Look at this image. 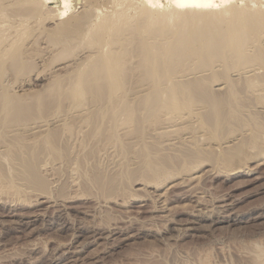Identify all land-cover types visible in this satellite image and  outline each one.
Segmentation results:
<instances>
[{
    "label": "rangeland",
    "instance_id": "374dc122",
    "mask_svg": "<svg viewBox=\"0 0 264 264\" xmlns=\"http://www.w3.org/2000/svg\"><path fill=\"white\" fill-rule=\"evenodd\" d=\"M22 1L0 0V264H264V138L256 142L251 133L264 131V118L244 113L248 96L235 90L247 79L227 68L223 77L233 81L219 83L218 59L189 52L158 81L144 57L154 42L143 46L139 38L155 27L140 24L151 10L142 0H119L135 1L124 9L135 42L123 31L121 45L111 46L123 52L116 83L49 94L57 81L71 85L94 58L81 39L58 43L53 34L96 0ZM158 1L155 16L172 5ZM171 83L180 89H169L173 99L162 103L157 90ZM190 85L212 98L235 89L228 119L214 120L217 108L193 96ZM44 94L36 107L32 101ZM3 101L26 111L7 113ZM237 166L244 167L232 175Z\"/></svg>",
    "mask_w": 264,
    "mask_h": 264
},
{
    "label": "bare ground",
    "instance_id": "6f19581e",
    "mask_svg": "<svg viewBox=\"0 0 264 264\" xmlns=\"http://www.w3.org/2000/svg\"><path fill=\"white\" fill-rule=\"evenodd\" d=\"M89 1H91V0H89ZM142 1H144L143 3H144V6L146 7V9L149 11L151 10V14L146 15L140 21V24H142V26L144 28H148V25H151V26L155 25V27H153V31L150 34H148V33L141 34L139 38H141L140 41H141V43H143V46L147 45L149 41L154 42L152 46L148 45V48L144 49V52H145L144 57H145L146 63L151 67L152 71L154 72L153 73L154 75H152V76L155 79L160 78V76H162L163 78L166 79L167 78L166 76L168 74H170L172 71L171 65L174 64L172 62H176L175 59L177 60L178 58L181 60V57L185 58L184 55L189 53V52H193L194 55L195 54L199 55V58H200V56H202L201 57L202 59H204L207 54H209V55L211 54L213 57L218 59V67L221 68L220 69L221 74L219 75L220 78L216 79L219 83L220 82L225 83L226 86H229L230 83L233 81L232 78L229 76H240V77H243V79H247L246 85L242 86V88L236 87V88H238V90L237 89L235 90L232 88L233 90H235V92H238V95L243 94V95L248 96V97H245L243 99L245 102L242 100L243 103H241L242 107H244L245 111H247V112H244L240 109L241 113L242 112L248 113V111L251 113V112L255 111V112L261 113V114L256 113V114H259V117L264 118V116H263L264 111L261 110V109H264V0H236V1L235 0H219L220 1L219 5H217L215 8H209V9H207L208 6L210 4H213L214 0H171V2H172L171 8L165 10L164 12H162L161 14H159L157 16H155L153 14V12H155L157 10H152V8H154L155 6L156 7L159 6L158 5L159 1L158 0H142ZM230 1H234V2L227 4ZM96 2H98V1L96 0ZM96 2L94 1V3H96ZM131 2H130V4H133L132 6H134L135 1L132 3ZM27 3H28V1H27ZM94 3H92L94 5V7L92 5V8H93L92 9L90 6L91 4L89 2L90 5H88V6H90L89 7L90 9L89 8L86 9L84 7V9H86L87 11H85V13L83 11L84 14L81 17L76 18V20L74 19L75 21L73 23H68V22L62 21V24L61 25L59 24L60 26H58V31L56 32V34H53V38H55L56 42L61 40L62 37L64 38V36L68 37L67 40L69 39V41H70L71 37H73V39L77 38L76 40L81 39V41L79 43L81 45L80 47H82L83 49H87L89 51H94L95 56H93L94 58H92V59L88 58L89 60L88 61L86 60L84 66L80 67V69H78V71L75 74V76L73 77V79L69 82L71 85L67 84L66 82L63 83L62 81L61 82L57 81L55 83V85L53 86V88L51 87V89H49L50 90L49 94L54 93L55 91H59V90L65 91L64 93H67L68 92L67 90H71V88L69 89V86L72 87L71 93L72 92L77 93V92H80L81 90H84V89H86V90L89 89L88 92H90V90H98L99 91V90H101V88L103 86H106V84L109 83L108 81L111 82L114 79L118 78V74L120 73L118 69L120 68V65H121L119 63L122 61L120 58V60H119L120 62H119L118 58L120 56L119 54H123V52L121 51L122 48H121V50H119L122 53L121 52L119 53V51L118 52L115 51V53H117L118 56H117V54H115L113 52L114 50H116V46L118 48V45H121V43H119V41L122 42L121 41L122 39L118 40L117 37L120 36V38H121L123 36V34L125 35V33L123 32V31H125L126 33L127 32L129 33L128 37H129V39H131V42H132V40L135 39V26H134L135 22H134V19H133V17H130L126 13V11H124L125 8H128L130 6V4L125 5V4L121 3L119 0L118 1L117 0H106L105 3L103 1H102V3H103V6H104V4H105V6L107 5L108 6V7L106 6L107 8L105 6L104 7L100 6V8H99V5H98V6H96V7H98L96 9L95 5L97 3L96 4H94ZM100 3L98 2V4H100ZM17 4H19V3H17ZM24 5H26V4H24ZM22 6H23V4H22ZM22 6H21V8H22ZM132 6H130V7H132ZM26 7H27V5H26ZM23 8H24V6H23ZM19 10H21V9L19 8ZM19 10L17 12H19ZM24 11H26V10L24 9L22 12H24ZM27 11L24 14H27L29 12V11L28 12ZM20 13H21V11L17 14H20ZM21 16H22V13H21ZM23 17H25V16L23 15ZM19 18H21V17H19ZM14 19H18V17L15 18V16H14L11 19V21ZM22 20L19 21V19H18L19 22H16V23L23 22ZM11 24H13V26L11 25L12 27L11 26L10 27L13 28L14 27V21ZM160 24H161V26L159 27ZM5 25L3 24L1 26L2 30H4L7 27V25L6 26ZM21 25H23V24H21ZM15 27H16V24H15ZM18 27H19V25H18ZM56 29H57V27H56ZM24 32H25V30H24ZM20 37H17V39L19 40ZM50 38L52 39L51 35H50ZM67 40H66V42H68ZM116 40L118 41L119 44H117L116 46L114 45L115 49H113V51H112L111 46L113 47L112 44H115ZM48 41L50 42V40H48ZM73 42H74V40H73ZM133 42H135V40ZM58 43H60V41ZM76 43H78V42H76ZM76 46H78V45L76 44ZM15 48H17V46ZM12 50H11V52L13 53ZM14 53H15V50H14ZM4 54H5V56H4ZM4 54H1V57L3 55L4 56L3 58H5V57H7L6 54L8 55L10 53H9V51H8V53L6 51V53H4ZM190 55H189V59H190ZM186 58H188V56ZM227 68L230 70V74L228 77L227 76L223 77V74H224L223 71ZM90 70H92V75L94 73V75H93L94 79H92V80L90 79V76H89ZM121 70L122 69H120V71ZM232 72H233V74H232ZM169 77H170V75H169ZM161 79H159V80H161ZM166 80H168V79H166ZM115 83H116V81H115ZM168 83H170V82H168ZM171 86H172V83L169 84L168 87H166V88L164 87V90L162 89L163 87H161L157 90L158 99H161V101L163 100L162 103L165 101L164 98H166L167 101L169 99H173L172 98L173 96L171 94L172 92L170 93L171 89H173V88L176 89L177 87L179 88V86L176 87V85L173 86L172 88H171ZM65 87H66V89H65ZM187 88H190L187 90L188 91L190 90L189 92L190 93L192 92L193 96L194 95L196 97L198 96L197 98L199 99V101H201V102L203 101V103H205L206 106L210 105V107H209L210 110H213L215 108L214 111H216V108H217L216 112L218 114L217 115L218 119L214 118V120H218V121L221 120L219 122L222 123V122H224V119H225V121L228 119L227 115H226L228 110L225 112L224 109H226V107H233L234 106V104L232 102L233 97L231 96L232 95L231 93L233 90L231 91V93H228L229 96H225L223 94L224 92L222 91V93L215 94L217 96L212 98V97H210V95L209 96L207 95L205 97L204 95L202 96L199 93L197 94L196 93L197 90L195 89V87L193 85H190ZM160 89H162V90H160ZM169 89H170V91H169ZM86 90H84V91H86ZM91 92L93 93L95 91H91ZM235 92L233 94H236ZM239 92H240V94H239ZM46 95H47V92H46ZM46 95L44 94V96H43L44 98L38 97L36 100L34 99L32 102H34V105L37 104L36 107L40 106L43 104L42 99H45ZM238 95H237V97H238ZM196 97H192V98H195L194 100L197 101ZM234 97L237 101L238 98H236V96H234ZM11 102L12 101H10L8 103L7 102L3 103V107L8 108L5 110L3 109V111H6L7 113L12 112L13 114H20L21 112L26 111V109H25L26 107H24L23 104L20 105V103L19 104L17 103V105H15V107L12 106L13 104L12 105L10 104L11 106H9L8 104ZM238 102L236 104H238ZM45 104H46V102H45ZM27 105H25V106H27V108L30 109L29 104H27ZM239 105H240V103H239ZM31 107H33V106H31ZM246 108H248V109H246ZM28 109H27V111L33 110V109H31V110H28ZM214 111H212V114H214L213 113ZM238 111H239V109H238ZM230 112H231V109H230ZM214 115H215L214 117H217L216 114H214ZM255 116H257V115H255ZM211 117H212V115H211ZM206 118H207V115H206ZM261 118H260V120H261ZM204 121H206V120H204ZM207 123H209V122H207ZM211 124H212V122H211ZM215 124H217V122ZM220 125L221 124H218L217 126H220ZM263 125H261V126H263ZM258 130L257 131H254V130L251 131V133H253V135L256 138V140H255L256 142H260L264 138V137H262V136H264V131L261 130V132H260V129H258ZM245 131H250V128L246 127ZM243 133H245V132H242V135H243ZM239 134H241V133H239ZM230 135H231V133H230ZM231 136H233V135H231ZM254 136H252V137L254 138ZM236 139H238V137H236ZM233 140H235V139L233 138ZM243 140H245V139L243 138ZM243 140H241V141H243ZM246 140H248V139H246ZM257 140H259V141H257ZM255 141H252V142L254 143ZM230 142H231V137H230ZM226 143H227V141H226ZM247 143H246V145H247ZM48 144H49V142H48ZM224 145H226V144H224ZM228 146H229V144H228ZM248 146H250V145L248 144ZM255 147L259 148V144H255V146H253V148H255ZM238 149H240V148H238ZM224 151H225V154L228 153V152L226 153V150H224ZM243 153L245 154V152H243ZM232 157H234V155ZM245 157L250 159V160H253V158H254L253 155H249V154L246 155ZM229 158L228 159L226 158V160L231 159V158L230 159ZM244 158H242V159H244ZM238 167L240 169H237ZM243 167L244 166L235 167L234 169H237V170H235V172H233L231 174L235 175V174L240 173L241 168H243ZM234 169H231V170H234ZM220 217L223 218V219H221L222 221H226L227 223L230 221H232V222L236 221L237 222V220H238V219L233 220L232 217L229 218L225 215L224 216L220 215ZM215 221H218V220H215Z\"/></svg>",
    "mask_w": 264,
    "mask_h": 264
}]
</instances>
